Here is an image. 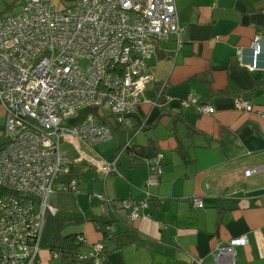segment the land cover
<instances>
[{"label":"crops","instance_id":"crops-1","mask_svg":"<svg viewBox=\"0 0 264 264\" xmlns=\"http://www.w3.org/2000/svg\"><path fill=\"white\" fill-rule=\"evenodd\" d=\"M23 2L0 0V17L17 14ZM176 4L185 27L182 47L174 37L156 47L148 60L153 80L139 113L123 135L112 130L119 145L110 147L109 159L102 157L113 160L133 136L132 148L120 156L118 174L107 177L99 170L82 168L78 198L53 195L55 217L82 219L64 234H81L90 244L103 243L110 251L103 264H190L191 255L215 264L218 249L240 236L247 237L248 245L236 248V264H264V116L236 108L237 99L246 98L255 110H264V0H176ZM256 38L262 52L258 69L251 72ZM162 86L168 99L165 107L157 101ZM191 97L214 107L215 113L184 109L181 101ZM0 116L6 122L2 108ZM158 155L164 164L160 185L148 188L145 159ZM82 161L72 163L57 185L69 184L73 179L68 181V176H75V165ZM249 168L259 172L247 177L244 172ZM94 171L98 176L87 179ZM110 178L115 181L110 183ZM104 189L108 198L146 200L148 207L132 221L121 204L109 208L80 204L85 199L91 202L96 198L92 193ZM193 197L201 199L204 208L193 206ZM93 218L114 226L122 236L105 239ZM48 253L41 250L37 264H50Z\"/></svg>","mask_w":264,"mask_h":264},{"label":"built area","instance_id":"built-area-1","mask_svg":"<svg viewBox=\"0 0 264 264\" xmlns=\"http://www.w3.org/2000/svg\"><path fill=\"white\" fill-rule=\"evenodd\" d=\"M23 1L20 12L0 17V108L6 116V140L0 147V264L37 263L48 217L57 214L51 196L78 192L76 181L57 185L72 164L61 149L63 142L84 158L79 144L92 149L113 139L110 118L117 126L131 128L153 80L148 60L171 37L181 49L185 32L176 0H77L63 9L54 0ZM252 50L248 69L254 72L262 52L260 38ZM181 105L201 115L215 113L214 107L194 97ZM94 108L108 114L102 119L92 112ZM236 108L264 116V110H255L243 98L237 99ZM132 140L133 136L113 160L90 162L107 177L118 174L120 156L132 148ZM145 162L147 187H158L162 156ZM258 172L249 168L244 174L251 177ZM94 197L112 206L104 194ZM192 202L204 208L198 197ZM147 207L146 200L123 201L132 221ZM107 231L116 230L110 226ZM76 244L88 250L80 254L81 262L103 264V243L90 244L79 235ZM247 245L246 236L231 239L214 254L215 264H236V248ZM190 264L204 263L191 255Z\"/></svg>","mask_w":264,"mask_h":264},{"label":"trees","instance_id":"trees-1","mask_svg":"<svg viewBox=\"0 0 264 264\" xmlns=\"http://www.w3.org/2000/svg\"><path fill=\"white\" fill-rule=\"evenodd\" d=\"M67 2H74L75 0H65ZM257 86L261 85L256 83ZM160 96L157 100L162 107H165L168 103L166 101V96L164 94V91L160 90ZM239 99V98H238ZM247 100L246 98H243ZM109 124L111 125L112 130L118 131L123 135L126 132V129L123 126H114V123L112 121V118H110ZM3 140V137L0 141ZM92 222H94L99 232H101L105 239L107 240H117L120 236H122L123 233L117 234L115 231L113 234H109L107 229L111 226L110 224H101L99 219L93 218L91 219ZM83 220L82 219H75V220H59L55 216H49L46 224V228L43 235V240L41 244V250H47L50 254H53L58 259L62 260V264H75V263H81V264H94L93 261L88 262H81L79 260L80 254L83 252V245H77L76 239L79 236L76 234H64V231L75 224H80ZM127 233H130V231H127ZM81 235V234H80ZM131 237H136L135 235L131 234ZM138 243L136 240L133 242ZM110 251L105 247L104 256H107V254ZM39 259V258H38ZM38 262V261H37ZM37 264V263H36Z\"/></svg>","mask_w":264,"mask_h":264},{"label":"rangeland","instance_id":"rangeland-1","mask_svg":"<svg viewBox=\"0 0 264 264\" xmlns=\"http://www.w3.org/2000/svg\"><path fill=\"white\" fill-rule=\"evenodd\" d=\"M55 3L57 5V7L60 8V9H63V8L68 7L70 5V3H68L65 0H55ZM92 112L96 116H98V117H100L102 119H103V117L105 115L108 114L102 108H94L92 110ZM4 124H5V118L3 116H0V140L4 136ZM5 140L6 139L3 138V140L0 141V147H1L2 144L5 143ZM121 143L122 144L125 143V140H121ZM118 145H119V140L117 138H115L109 144H105L103 146H96V147H94L93 150L88 149L85 146H81L80 147V150H82V152L86 155V157H88L90 159L93 158L94 160H96V162L102 163V160H101L102 157L107 156V158L109 159L110 152L112 151V149H110V147L116 148V147H118ZM61 149H62L63 152H65L67 154V156H69V158H70V160H71L72 163H74L75 160L82 158V156L79 153V151L75 147H73L72 145H70V144H66L65 142H63V145H62ZM100 155H102V156L100 157ZM82 159H83L82 163H80L79 165H75L76 168H77L76 169L75 176L74 175L73 176H68L69 177V180L68 181H71L73 179L72 181H76V182L79 183V179H80L79 173L81 172V169L82 168H93L96 171H98L97 168L95 167V165L92 164L88 159H85V158H82ZM122 161H123V159H122ZM98 172H100V171H98ZM96 175L98 176V174L94 171V172L90 173V175H87L88 176L87 179L96 178ZM108 181L110 183H112L113 181H115V179L110 178ZM95 185H97V183ZM92 194L93 195L104 194L106 196V191L104 189L101 192L97 191V192H94ZM53 195L54 196L59 195L60 197L63 196V195H69V196H73L74 198H78V195L76 193H71V192H69L67 194H64V193H55ZM53 195L51 196V199H52ZM89 195H88L87 199H89ZM109 198H110V200H112L113 205L114 204H116V205H120L121 204V206L123 208V200L121 198H118V199L117 198H113V197L111 198L110 196H109ZM51 199H50L51 206L54 207V208H57V206L55 205V203L53 201H51ZM89 201H87L85 199L83 202H80V204L81 205H84V206H89V204H90L93 207H95L96 204L99 203L101 206H103L105 208H109V204L107 202H103V201H101V200H99L97 198L92 199L91 202H89ZM107 244H108V246H113L112 242H107ZM83 251H86V250L83 249ZM48 255H49L48 257H49V260H50V264H61L62 260H60L57 257H55L53 254L48 253ZM79 264H81V263H79Z\"/></svg>","mask_w":264,"mask_h":264}]
</instances>
